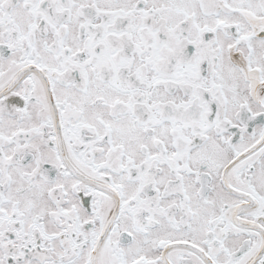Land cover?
<instances>
[{"label":"snow or ice","instance_id":"6c2138e0","mask_svg":"<svg viewBox=\"0 0 264 264\" xmlns=\"http://www.w3.org/2000/svg\"><path fill=\"white\" fill-rule=\"evenodd\" d=\"M0 264H264V0H0Z\"/></svg>","mask_w":264,"mask_h":264}]
</instances>
